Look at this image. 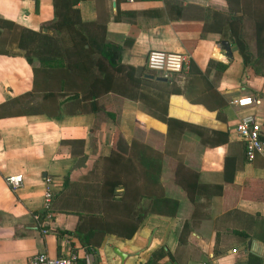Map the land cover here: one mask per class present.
<instances>
[{"label": "crops", "instance_id": "obj_1", "mask_svg": "<svg viewBox=\"0 0 264 264\" xmlns=\"http://www.w3.org/2000/svg\"><path fill=\"white\" fill-rule=\"evenodd\" d=\"M76 8L82 23L103 26L106 40L121 47L123 65L153 77L146 79L162 77L145 67L150 50L185 56V72L169 79H181L175 81L186 85L185 92L168 96L166 117L201 129V135L184 131L171 147L185 169L197 174L198 185L191 199L179 185L166 182L163 195L172 214H147L130 240L106 232L90 256L73 234L83 219L127 217L123 206L105 209L102 183L114 179L105 158L112 151L128 157L134 140L147 149L138 168L150 166L154 178L167 136L178 135L169 134L138 100L108 93L97 100L101 112H93L91 100L59 91L52 102L42 98L44 92L34 93L32 66L24 55L40 67L35 51H57L58 34L43 32L54 19L53 0H0V19L13 24L11 30L0 26V51L13 54H0V264H29L39 253H74L86 264H146L157 250L167 253L157 264H264V162L245 158L235 131L236 123L249 117L264 137V78L252 75L229 40L225 0H77ZM31 33L37 34L34 42ZM223 41L231 60L221 51ZM250 50L255 56V48ZM190 62L205 79L188 73ZM24 94L35 96L31 106H38L37 112L7 116L22 110L29 99L16 102ZM243 96L253 105L231 104ZM136 150L144 155L143 148ZM123 166L124 176L140 178L127 160ZM14 175H21L22 185L12 191L5 178ZM46 178L54 184L48 219ZM90 231L102 228L84 224L82 233Z\"/></svg>", "mask_w": 264, "mask_h": 264}, {"label": "trees", "instance_id": "obj_2", "mask_svg": "<svg viewBox=\"0 0 264 264\" xmlns=\"http://www.w3.org/2000/svg\"><path fill=\"white\" fill-rule=\"evenodd\" d=\"M225 3L229 14V40L236 46L244 66L251 71L252 75L264 78V72L258 71L257 66L258 61H264V43H262L264 39L258 41L257 58H255L242 37L243 17L240 13L239 0H225ZM76 4L77 0H53L54 19L43 29L58 34L55 39L57 51L48 55L41 54L40 50L35 51L34 55L37 56L33 57H36L42 66L35 67L31 55H24L32 66L33 92H44L42 98H48L49 101L52 99V102L60 95L59 91L63 92V96L68 95L72 99L91 100L90 110L93 112H101L97 100L108 93L133 101L138 100L149 108V115L168 126L169 134L174 130L178 135L177 139L167 136L164 151L158 153L159 165L157 169L156 166L154 167V178H152L150 166L138 168L139 162L142 159L146 160L147 149L134 140L130 143L131 150L128 157L112 151L111 156L105 158L110 165V175L117 179H108L102 183L101 198L104 200L105 209L106 206L107 209L110 207L112 210L123 206L126 209L127 217L122 222H113L107 216H89L83 219L84 221L81 220L83 224H79L73 234L79 239L86 252L93 256L106 232L130 240L147 214H172L168 210L171 201L163 195L166 182L176 183L192 199L194 188L198 185L197 174L185 169L182 156L179 157L175 152L173 153L171 147L177 146L179 137L186 130L199 135L202 133L199 127L166 117L168 96L184 94L186 85L185 88L180 87L175 79H168L166 82L149 80L145 77L144 69L138 70L123 65L121 63V47L106 40L103 26L82 23ZM0 26L3 29L7 27V30H11L13 24L0 19ZM31 34L34 42L37 34ZM50 45L51 42H49V47ZM259 53L260 55H258ZM0 54L13 56L9 51H0ZM44 66L49 68L45 69ZM219 69L223 71L225 66L222 65ZM188 73L205 79V75L192 62L189 63ZM45 81L47 87L43 88L42 85ZM24 99L29 100L24 101ZM33 99L35 96L30 94L22 95L16 102L18 103L19 100L25 102L22 110L15 114L7 112V116H23L37 112L38 106H31ZM109 117L113 121V115L110 114ZM259 131L260 138L264 140L261 129ZM201 140L204 141L202 138ZM225 141L226 138L223 139V142ZM136 147L144 149L143 156L137 152ZM124 158L128 165L137 171V176L140 178L136 180L135 176H131L129 173L124 176L123 164L126 161ZM121 188L123 192L117 193L116 189ZM84 224L90 225L91 229L102 228V232L82 233ZM165 256L167 253L157 250L146 264H157ZM72 264H86V258H78Z\"/></svg>", "mask_w": 264, "mask_h": 264}, {"label": "built area", "instance_id": "obj_3", "mask_svg": "<svg viewBox=\"0 0 264 264\" xmlns=\"http://www.w3.org/2000/svg\"><path fill=\"white\" fill-rule=\"evenodd\" d=\"M186 58L179 53L163 52L159 50H150L147 53L145 67L148 71L156 73L166 79L174 76L182 75L185 72ZM253 99L243 96L234 99L231 104L240 108L252 106ZM260 126L254 120L248 118L240 119L235 125V131L244 145L245 158L253 161L256 157H260L264 162V140L260 138ZM5 181L10 190L15 191L22 185L21 175L8 176ZM45 183L49 186L44 194L45 218L50 217V209L54 192H52L53 181L46 178ZM43 234L47 233L45 223L41 222ZM78 259L74 253L65 256L51 257L45 253H39L33 256L29 264H72Z\"/></svg>", "mask_w": 264, "mask_h": 264}, {"label": "rangeland", "instance_id": "obj_4", "mask_svg": "<svg viewBox=\"0 0 264 264\" xmlns=\"http://www.w3.org/2000/svg\"><path fill=\"white\" fill-rule=\"evenodd\" d=\"M239 8L243 17L242 37L247 43L249 50L250 48H255V56L254 54L252 55L257 58L258 41L264 39V0H239ZM262 43H264V40ZM250 52L252 53L251 50ZM257 66L258 71L264 72V61H258ZM177 79L181 80L179 78L175 80Z\"/></svg>", "mask_w": 264, "mask_h": 264}, {"label": "water", "instance_id": "obj_5", "mask_svg": "<svg viewBox=\"0 0 264 264\" xmlns=\"http://www.w3.org/2000/svg\"><path fill=\"white\" fill-rule=\"evenodd\" d=\"M43 32H47V29H43ZM220 48H221V51L223 52L224 56L228 59V60H231L232 59V55H231V50H230V46H229V43L228 42H221L220 44ZM147 78L149 79H153L152 76H146ZM156 81H161V82H166L167 79L166 78H162V77H157L155 78ZM121 259L124 258L125 255H123L122 253H120L117 249H115L114 251Z\"/></svg>", "mask_w": 264, "mask_h": 264}]
</instances>
